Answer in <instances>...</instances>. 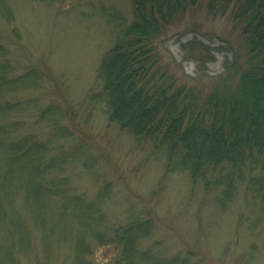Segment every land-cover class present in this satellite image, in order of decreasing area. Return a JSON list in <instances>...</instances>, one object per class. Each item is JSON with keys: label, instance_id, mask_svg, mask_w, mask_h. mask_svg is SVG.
Wrapping results in <instances>:
<instances>
[{"label": "rangeland", "instance_id": "374dc122", "mask_svg": "<svg viewBox=\"0 0 264 264\" xmlns=\"http://www.w3.org/2000/svg\"><path fill=\"white\" fill-rule=\"evenodd\" d=\"M2 2L0 43L7 54L0 61L12 68L7 77L30 73L34 83L0 96L19 103L0 119L6 141L41 143L44 150L36 153L45 179L68 193L30 205L18 186L4 207H13L22 239L16 233L0 256L14 264H124L111 237L151 216L150 234L137 239L136 250L155 259L140 264L173 255L196 264H264V185L237 182L222 206L221 187L207 189L187 172H166L162 154L109 122L96 72L119 30L112 16L130 22V0ZM161 39L163 62L189 82L199 75L215 78L226 62L246 59L229 16L210 14L205 3L188 9ZM206 52L212 61L195 60ZM76 201L87 210L69 211ZM6 232L0 227V237Z\"/></svg>", "mask_w": 264, "mask_h": 264}, {"label": "trees", "instance_id": "16d2710c", "mask_svg": "<svg viewBox=\"0 0 264 264\" xmlns=\"http://www.w3.org/2000/svg\"><path fill=\"white\" fill-rule=\"evenodd\" d=\"M130 2V22L112 16L114 22H118L119 30L96 72L101 82L99 96L106 103L109 122L140 143L148 144L155 153L162 154L166 172H187L192 183H202L207 189L221 187L219 202L222 206L233 196L237 182L246 180L249 185L262 189L264 0ZM199 3H205L207 11L214 16H229L243 37L246 59L226 62L223 73L215 78L199 75L198 79L189 82L163 62L159 44L169 26ZM200 46L198 49L203 50ZM207 53L195 60L207 56V62L212 61ZM6 54V47L0 43V58ZM11 72L12 68L0 61V96L13 92L16 87L34 85L27 79L30 73L7 77ZM200 79L206 80L208 85ZM18 105L0 101V119L6 118ZM5 129L7 127L0 123V151H5L0 155V227L8 232L7 237H0V247L8 246L16 239L15 234L20 236L23 231L13 207H4L5 200L13 198L18 186L30 205L44 206V199L63 197L68 193L60 182L45 179L44 168H41L36 153L44 150L43 145L29 139L6 141ZM13 174L18 175L21 183L14 181ZM75 205L69 211L87 210L80 207V202L76 201ZM152 222L153 218L148 216L141 222L133 220L116 230L109 242L120 248L118 260L124 264H140L155 259L152 252L136 250L137 239L150 234ZM105 237L102 232L97 238L103 241ZM157 261L155 264H196L178 255ZM0 264L14 262L4 255L0 256Z\"/></svg>", "mask_w": 264, "mask_h": 264}]
</instances>
